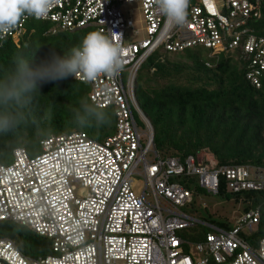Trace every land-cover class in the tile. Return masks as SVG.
I'll return each mask as SVG.
<instances>
[{
  "label": "built area",
  "instance_id": "2783aa9c",
  "mask_svg": "<svg viewBox=\"0 0 264 264\" xmlns=\"http://www.w3.org/2000/svg\"><path fill=\"white\" fill-rule=\"evenodd\" d=\"M132 4L142 13L143 29L126 10ZM262 6L264 0H189L186 23L174 26L154 0H59L46 18L22 17L0 37L1 47L37 20L49 23L52 32L92 28L110 37L119 34L114 43L123 50V68L116 74L94 81L74 77L90 86L92 103L113 110L114 135L103 141L84 132L52 136L39 154L18 148L11 164H0V221L51 243L48 254L31 255L12 239L0 238V264H264L259 210L242 216L236 228L222 230L183 211L192 193L174 181L196 176L211 195L219 194L221 180L231 193L261 191L264 169L218 168L213 156L161 158L135 95L139 70L160 48L170 53L240 49L249 56L247 80L260 88L264 37L253 34L249 24ZM135 177L143 181L142 190ZM196 225L210 229L203 241L183 237Z\"/></svg>",
  "mask_w": 264,
  "mask_h": 264
},
{
  "label": "trees",
  "instance_id": "16d2710c",
  "mask_svg": "<svg viewBox=\"0 0 264 264\" xmlns=\"http://www.w3.org/2000/svg\"><path fill=\"white\" fill-rule=\"evenodd\" d=\"M249 28L253 34L264 37V6L258 17L250 21ZM51 30L49 23L30 20L19 39L3 42L0 66H8L18 53L35 52L37 60L52 50L61 53L78 45L87 33L97 31ZM248 66L249 56L240 49L220 52L193 48L170 53L160 48L145 61L137 76L135 95L152 125L154 147L161 158L184 161L207 152L214 157L218 168L264 169V73L261 87L256 88L247 80ZM82 98L90 100V86L72 76L43 84L30 105L38 123L15 135L0 136V164H11L13 152L18 148H24L31 156L39 154L41 143L52 136L84 132L103 141L114 135L116 118L111 109L104 110L109 121L103 125H81L75 121L74 114ZM174 181L192 193V203L184 212L226 231L239 225L241 218L233 222L220 212L202 215L194 211L206 192L198 177H178ZM213 196L239 206L242 216L259 210L257 239L264 236V190L231 193L221 180L219 194ZM14 228L19 230L18 237L13 233ZM209 230L196 225L183 232V237L193 242L203 241ZM0 238L12 239L25 254L46 255L51 248L47 239L10 222L0 221Z\"/></svg>",
  "mask_w": 264,
  "mask_h": 264
},
{
  "label": "clouds",
  "instance_id": "9594fccd",
  "mask_svg": "<svg viewBox=\"0 0 264 264\" xmlns=\"http://www.w3.org/2000/svg\"><path fill=\"white\" fill-rule=\"evenodd\" d=\"M58 3L59 0H0V37L14 29L22 17L46 18ZM154 3L170 24L186 23L189 0H154ZM120 38L119 34L110 37L92 31L78 45L61 53L52 50L40 60L35 52L13 55L8 66H0V136L15 135L38 123L30 105L43 84L69 76L94 81L102 74L120 71L123 50L114 43ZM74 119L81 125L99 126L109 121V115L100 105L82 98Z\"/></svg>",
  "mask_w": 264,
  "mask_h": 264
},
{
  "label": "rangeland",
  "instance_id": "374dc122",
  "mask_svg": "<svg viewBox=\"0 0 264 264\" xmlns=\"http://www.w3.org/2000/svg\"><path fill=\"white\" fill-rule=\"evenodd\" d=\"M191 4H196L198 0H190ZM127 11H132V18L136 22V28L143 29V16L141 11L138 9V6L135 4L128 5L126 7ZM142 31V30H141ZM144 37V34L141 33L139 39ZM143 143H145V137L143 138ZM209 156H212L211 154H208L207 152H201L198 157L200 160H204L205 157L209 158ZM135 179L140 184V189H143V181L138 179V177H135ZM204 205L207 206V209H205ZM194 211L196 213L206 215L210 213H216L220 212L221 216L227 217L233 222L238 221L242 217V212L240 210L239 206H235L232 202H224V200L220 196H213L210 194H207L206 192H203L201 195L200 201L198 200V204L194 208ZM16 227V226H14ZM13 233L18 237L19 230L17 228H14ZM247 235L243 233V237L246 238ZM27 247H29L27 245ZM192 255L195 257V250L192 251Z\"/></svg>",
  "mask_w": 264,
  "mask_h": 264
}]
</instances>
